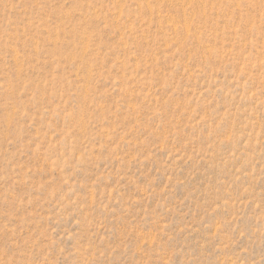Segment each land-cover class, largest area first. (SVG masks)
<instances>
[{
    "label": "rangeland",
    "instance_id": "rangeland-1",
    "mask_svg": "<svg viewBox=\"0 0 264 264\" xmlns=\"http://www.w3.org/2000/svg\"><path fill=\"white\" fill-rule=\"evenodd\" d=\"M0 264H264V0H0Z\"/></svg>",
    "mask_w": 264,
    "mask_h": 264
}]
</instances>
